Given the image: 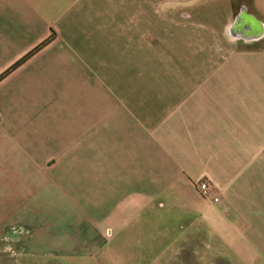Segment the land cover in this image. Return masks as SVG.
I'll return each mask as SVG.
<instances>
[{
    "label": "crops",
    "instance_id": "obj_1",
    "mask_svg": "<svg viewBox=\"0 0 264 264\" xmlns=\"http://www.w3.org/2000/svg\"><path fill=\"white\" fill-rule=\"evenodd\" d=\"M199 237L264 264V0H0V255L181 264Z\"/></svg>",
    "mask_w": 264,
    "mask_h": 264
},
{
    "label": "rangeland",
    "instance_id": "obj_2",
    "mask_svg": "<svg viewBox=\"0 0 264 264\" xmlns=\"http://www.w3.org/2000/svg\"><path fill=\"white\" fill-rule=\"evenodd\" d=\"M198 255L197 258L184 255L181 264H228L224 259L216 255L206 254L202 249V239L198 238ZM58 264L59 262L54 259H38L32 263V260L26 257H13L8 255H0V264Z\"/></svg>",
    "mask_w": 264,
    "mask_h": 264
},
{
    "label": "built area",
    "instance_id": "obj_3",
    "mask_svg": "<svg viewBox=\"0 0 264 264\" xmlns=\"http://www.w3.org/2000/svg\"><path fill=\"white\" fill-rule=\"evenodd\" d=\"M197 189L202 195H206L209 193L210 187H209V182L205 179H202L197 182ZM214 200L217 201L218 198L214 197Z\"/></svg>",
    "mask_w": 264,
    "mask_h": 264
}]
</instances>
